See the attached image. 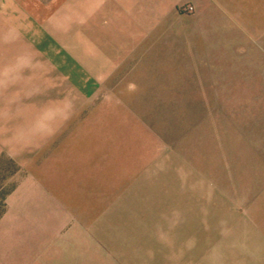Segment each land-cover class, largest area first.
Returning <instances> with one entry per match:
<instances>
[{"label":"crops","instance_id":"0c3cea01","mask_svg":"<svg viewBox=\"0 0 264 264\" xmlns=\"http://www.w3.org/2000/svg\"><path fill=\"white\" fill-rule=\"evenodd\" d=\"M227 22L264 38V0H0V159L14 166L0 264H136L121 255V228L136 224L114 208L115 154L82 148L74 120L99 94L126 92L156 46L175 70L200 28Z\"/></svg>","mask_w":264,"mask_h":264},{"label":"rangeland","instance_id":"374dc122","mask_svg":"<svg viewBox=\"0 0 264 264\" xmlns=\"http://www.w3.org/2000/svg\"><path fill=\"white\" fill-rule=\"evenodd\" d=\"M199 33L175 70H162L156 46L127 91L99 94L71 131L115 154L114 208L136 224L121 228L122 260L264 264V38L228 22ZM13 171L0 161V203Z\"/></svg>","mask_w":264,"mask_h":264},{"label":"trees","instance_id":"16d2710c","mask_svg":"<svg viewBox=\"0 0 264 264\" xmlns=\"http://www.w3.org/2000/svg\"><path fill=\"white\" fill-rule=\"evenodd\" d=\"M1 160H3V159H0V161ZM9 164H12L9 160H6ZM13 186V185H12ZM12 186L3 194V197H2V199H1V203H0V214L2 213V211H3V206H4V203H3V201H4V198H5V196H6V194L9 192V191H11V189H12Z\"/></svg>","mask_w":264,"mask_h":264},{"label":"built area","instance_id":"2783aa9c","mask_svg":"<svg viewBox=\"0 0 264 264\" xmlns=\"http://www.w3.org/2000/svg\"><path fill=\"white\" fill-rule=\"evenodd\" d=\"M184 10H185L186 12H190V11H192V7L189 6V7L185 8Z\"/></svg>","mask_w":264,"mask_h":264}]
</instances>
